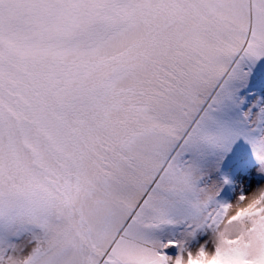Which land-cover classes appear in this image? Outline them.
Listing matches in <instances>:
<instances>
[{
  "label": "snow or ice",
  "instance_id": "snow-or-ice-1",
  "mask_svg": "<svg viewBox=\"0 0 264 264\" xmlns=\"http://www.w3.org/2000/svg\"><path fill=\"white\" fill-rule=\"evenodd\" d=\"M0 264H264V0H0Z\"/></svg>",
  "mask_w": 264,
  "mask_h": 264
}]
</instances>
